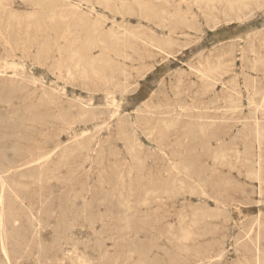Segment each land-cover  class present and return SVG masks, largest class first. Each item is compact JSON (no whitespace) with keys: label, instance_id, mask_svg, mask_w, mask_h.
<instances>
[{"label":"rangeland","instance_id":"obj_1","mask_svg":"<svg viewBox=\"0 0 264 264\" xmlns=\"http://www.w3.org/2000/svg\"><path fill=\"white\" fill-rule=\"evenodd\" d=\"M1 1H2L1 3L4 4L7 3L9 6H13V8L18 13H20V15L23 16L26 15L28 16L29 12H31L30 10L32 6L36 7V5H32V3L38 2L40 3L39 5H37L36 8V10L38 11L36 13L38 19L50 18V16H54L53 14H55V16L57 15L58 19L65 18L63 20L82 18V22H88V24L82 23L79 24L78 29L74 28L75 31L80 32L82 38L86 39L85 37L86 31L89 30L92 31V29L93 30L95 29L94 28L95 23L96 24L98 23L97 26H95L96 28L98 27V30L95 31L97 32L95 33L96 35L98 34V31H100L99 34L104 32H105L104 34H109L108 32L110 30L111 38L110 37L105 38L104 42L108 44L107 45L108 48L103 49L102 54L100 51L101 50L100 47L94 48L93 49L94 51L92 50L93 52L92 54L96 57V59L99 58L97 59L98 61L96 60V70H94L95 72L85 67L84 70L83 66H81L79 67L80 70L75 69L74 71V69L72 68L70 70L71 73L68 74L64 73L62 74V76L59 77L54 73L53 74L49 73V68L47 65L41 64L40 62L34 63L29 60V62H25L24 66L22 67L23 68L25 67L24 70L29 74L30 73L35 74L38 78L43 77L42 81L38 82L39 84L38 83L34 84L30 81H23L21 83L16 81L14 84H10L7 81L8 75L4 76L5 80L0 81V106H1L0 155H2L3 157H5L7 160L10 161L9 165H7V167H5L4 169L0 164V168L4 170L3 175H5L8 183L4 193H2V189L0 187V196L2 195L4 200V205L1 209L4 214L3 215L4 226L3 227L0 226V230L5 231L4 233L6 234L4 243L0 241V264H80V263L115 264V262L116 264L118 263L138 264L137 262H139V264H144V263L145 264H196L197 262H198L197 264H204V263L207 264V262L209 263V261L210 263L212 262L211 264L214 263L238 264L240 262L242 264L243 263L245 264L246 262H248L246 264H251V263L253 264V262L255 264H260V263L264 264L263 262L264 259L262 260L263 256H261L262 258H258L260 257V255L264 254L263 251L264 235H262L264 234V229H263L264 227L263 224L264 223L263 220L264 219V185H263L264 184L263 183L264 182L263 181L264 180V139H263L264 115L262 114L264 113V111L262 112L261 109L256 108L257 106L261 107L262 105L261 102L263 98L261 95L262 92H264V0H253V1L247 0L245 2L244 0H239L238 3H237L238 0H216V1L213 0L217 4L212 1L213 7H209V8L206 7L205 4H203L205 3L204 2L205 0H202V2H200L201 0L200 1L198 0H192V1L191 0H187V1L186 0L185 1L184 0H158V1L137 0L138 2L136 0H132V1L119 0L120 2L118 0L116 1L115 0H100V1L99 0L98 1L97 0H72V1L62 0L63 3L61 2V0H51V1L45 0L46 2L44 0H37V1L27 0V3L25 2L26 0H22V1L1 0ZM104 1L106 2L104 3ZM107 1L111 2L113 5L111 3H108ZM193 1L196 2L197 5L201 3L202 8H199L200 7L199 5L198 6L195 5ZM123 2L125 5L123 4ZM100 4L103 5L100 6ZM232 4L233 7H230ZM72 5H74L73 6L75 7L74 9ZM53 6H55L57 9L55 7L53 8ZM109 7H112L113 9L111 8L112 10H110ZM237 7L241 11L237 10L238 9ZM129 8L130 10L132 9V11H130ZM230 8L236 11L233 13V11ZM91 9L93 10L91 11ZM254 9H257L256 12ZM69 11L70 14L68 13ZM73 11L74 13L75 12L76 13L74 14ZM163 11L164 13H162ZM227 11H230V13H227ZM238 11L239 13H245L247 15V16L245 15V17L243 18L244 20L243 19L240 20L234 19L230 21L224 20L227 17L226 14H230L231 16H233ZM91 12L92 14H90ZM113 13L116 15V17ZM251 14L253 18L251 17ZM99 15H102L103 17ZM211 16L212 17L214 16L213 19L215 20L216 18H219L221 20L218 27L216 28L211 27V23L212 21H214ZM149 19L151 21H149ZM102 24L105 25L103 26ZM142 24L145 27L142 26ZM101 25L104 28L101 27ZM219 28L222 31L226 29L228 30V33L224 34L225 37L226 36H234V37L220 41L221 36L219 35V30H217ZM135 29L138 31V33ZM72 30L73 28H71V31ZM112 31L113 33H111ZM154 31L157 34H155ZM139 32H141L142 34ZM123 33L124 36H122ZM240 33H242L241 36L239 35ZM112 35L113 36L115 35L117 38L120 37L119 41L122 40L123 42L122 41L118 42L117 38L113 37ZM132 36H134L135 38ZM84 39H82L78 43L82 44L84 42ZM147 40L149 42H147ZM143 42H145L146 44H144ZM150 42H153L154 45H152ZM231 43H233L232 44L233 46L231 45ZM158 45L160 48L158 47ZM149 46H151L152 48L150 49ZM114 50L117 53L114 52ZM121 50L124 51V53ZM130 52L133 53L131 54ZM147 53L148 55H145ZM57 55H58L57 57H60L59 53H57ZM114 55L116 56V58ZM115 61L118 62L115 63ZM121 62H123V64ZM255 64L257 66H255ZM126 65H131V66L126 67ZM108 66L111 70L107 69ZM222 66L224 67L222 68ZM217 68H220L221 70ZM114 69H116L115 71L117 72H115ZM208 70L211 71L212 75ZM214 70H215V74L213 72ZM123 71L124 72L126 71V73L128 74H126V76H123L124 75ZM206 72L209 73L210 77L205 76L206 77L205 78L203 76V73ZM6 73H3V75ZM89 75H91L92 78ZM19 78L20 77L18 76L17 79ZM216 78L218 79V81ZM77 79L78 81L76 82ZM208 79H210L212 82ZM121 80H123V82L127 80L128 89L126 90L128 91H125L123 93L116 92L115 94L117 95L114 96L115 99L113 101L111 99L110 101H106L104 96V90L107 88L114 89L113 88L114 84H116L119 81L121 83ZM93 81L96 84H94ZM160 82L163 83L161 84ZM215 82L217 84H215ZM209 83H212L214 85L210 86ZM110 84L113 86H111ZM247 85L249 86L247 87ZM94 88L95 89L97 88V90L92 92L91 90ZM43 90L44 92L51 93L55 97L56 100L54 101V103H49L48 101L49 98L48 96L44 95ZM176 90L178 92H176ZM251 91L253 94L251 93ZM255 91L258 93V95L257 93H255ZM38 100L40 101L38 102ZM252 100L254 102H252ZM33 101L34 104L32 103ZM60 101L62 104L60 103ZM230 101L232 103H236V105L232 104ZM247 101L249 102L247 103ZM82 102L84 103L86 102L85 106L90 110L95 111L96 113L103 112L102 114L100 113L99 116L101 118L102 116L104 117L105 124L104 123L100 124V122L102 121L101 119H98L97 122H99V125H94L97 123L95 121L88 122L86 124L84 122H76L74 123L75 126H73V129L76 128L74 131L72 130V128L70 129L69 127L67 128V124L63 120L60 113L62 111L63 112L68 111V114L71 117L75 118L78 116V112H79V108L77 107V105H81ZM21 104L23 106L25 104L26 105L23 107ZM35 105L37 108L35 107ZM112 105H114L115 107H113ZM125 106L127 107L125 108ZM108 107H110V109ZM165 107L166 108L168 107V109H170V111L172 112L170 113L168 112L169 114L159 113L160 111H164ZM73 108L75 109L74 111L72 110ZM182 110L183 111L185 110V112H187V113L183 112L184 117L181 115ZM195 110L197 111L195 112ZM251 113L253 114V116H250ZM39 114H43L44 116L42 121L37 117ZM168 118L170 119V121L168 120ZM200 121L202 122L200 123ZM164 122L165 124H163ZM177 122L179 124H177ZM117 123H119V126H117L118 125ZM199 123L200 126L204 124L203 126H201L202 128H200V126L199 127L197 126L199 125ZM164 126H166L165 128L167 130L164 128ZM43 127H45L44 128L45 130L43 129ZM196 127L197 129L195 130ZM168 128H170V130H168ZM201 129L203 133L199 132L201 131ZM256 130L257 133L259 132L262 134L258 133L259 134L258 135L256 133ZM116 131H119L120 135L119 132ZM67 133L70 134L68 135ZM102 135H104L106 138ZM147 135H151V136H147ZM133 136L135 137L133 138ZM147 137H149V139ZM188 137H190V139ZM55 139L58 141L55 142L56 141ZM158 140H160L159 143ZM53 142L57 144L55 150L54 147L52 148V151H54L53 153L54 155L46 159V161H44L43 164H41L40 166H35V165L40 163L42 159L35 158L34 160L31 161V164H22V162L19 161L20 158H18L15 155V151L17 149L24 151L29 143H32L34 146L36 145L48 146L53 144ZM127 144L129 145L127 146ZM157 144L162 148V150ZM252 144L254 146H252ZM145 145L148 146L149 148H147ZM138 147H141V152ZM220 147L222 150H220ZM259 147L260 148L262 147L263 149H260ZM103 148L105 149L102 151ZM142 148L144 149L142 150ZM115 149L116 151H114ZM126 152L129 156L126 154ZM215 152L217 153V155ZM219 152L222 155H220ZM154 153L157 155L153 156ZM210 154L211 156H209ZM226 155L227 157L224 158ZM237 155H239L240 157ZM143 156L144 158L147 156V159H144ZM163 157L166 158L164 159ZM238 157L240 159H238ZM104 158L105 160H103ZM212 158L214 159L217 158L219 162ZM154 159L157 161H155ZM220 159H222L221 162ZM223 159L225 162H227V164L223 162ZM246 160L247 161L249 160V162H247ZM139 162H141V164H139ZM234 162L235 163L237 162L236 163L237 166L235 165ZM221 163L224 166L221 165ZM10 164L13 166H11ZM122 164L124 165V168ZM151 164L152 166L155 167L150 166V168H148L149 165ZM9 166L11 167L9 168ZM129 166L132 167L133 169L130 168ZM195 166H199V167H195ZM245 167L246 168L248 167L247 171ZM129 168L131 170H129ZM187 168L191 172L188 171ZM163 169H165V171ZM181 169H183L184 171ZM252 169L253 170L256 169V170L253 171ZM111 170H113L114 172ZM186 170L188 174H186ZM257 170H259V173ZM255 171L258 174H255L256 173ZM128 173L129 174L131 173L132 177H130ZM160 173L161 175H159ZM211 173H215V175ZM252 173H254V175ZM123 174L127 179L124 176L122 177ZM138 174L139 176H137ZM167 175H169V178H167L168 177ZM178 175L180 177H178ZM251 175H253L252 178ZM20 176L21 179H19ZM193 176L196 178V180ZM259 176L262 178H260ZM90 177L92 178L90 179ZM119 178H121L120 179L121 181L119 180ZM48 179L50 182L48 181ZM135 180L137 181V183ZM150 180H151V185L149 186ZM257 180L260 181L258 182ZM118 181L120 183H118ZM162 181L164 182L162 183ZM226 181L227 182L229 181L230 183L228 182L229 183L228 184ZM121 182H123L124 185ZM175 182L179 183L178 187H177L178 183L176 184ZM182 182L185 186H183ZM173 183L176 185L175 187H172L174 186ZM202 183H207V184H202ZM222 183H225L223 185H225L226 188L225 186L223 188ZM140 184L142 186H140ZM17 185L20 186L17 187ZM139 186L140 189H138ZM147 186L149 188H147ZM165 186H167L169 191L168 189L165 188ZM180 186L183 189L179 188ZM219 186H221V190ZM127 187L129 192L127 190ZM171 187L174 188L175 191L172 190ZM213 187H215V190ZM122 188H124L123 190L126 191L125 193L122 191ZM190 188H192V190ZM81 189L82 192L80 191ZM170 189L172 190V192L170 191ZM199 189L201 190L199 191ZM158 190L159 191L162 190V192L160 193ZM233 190H235L237 193L234 192ZM147 191L148 193L151 191V193L148 194ZM118 192H122V194ZM152 192L154 194L159 193L158 194L159 196L156 195L155 197V195H152L153 194ZM163 192L164 193L168 192L167 194H165V196L167 195L166 197L168 198L164 197V195H162L163 198H161L162 197L161 194ZM145 193H147L149 197ZM181 193L183 194L181 195ZM203 193L205 195H202ZM175 195L176 197H174ZM232 195H234L235 197ZM141 200H143L145 205L140 206V204L143 203ZM181 201L183 202V205ZM146 202H148V204ZM129 203L130 205H128ZM121 204H122V208H120L119 206ZM123 206L125 207V209ZM135 207L138 209H136ZM203 207H205L206 209ZM129 208L130 210H128ZM212 210H214L215 212L214 211L212 212ZM230 211H232L233 213ZM32 213H34V215L38 217L41 222V225L36 226L35 228L31 223ZM198 213L199 214L202 213L203 215L204 213L205 214L207 213L208 215L206 214L205 216H203V218H200L202 216H200ZM216 213L218 214L216 215ZM231 213L233 215H231ZM119 214L121 216H119ZM193 214H195V216L197 214V216L194 217ZM261 215L263 216L261 217ZM146 216L147 218L151 216L152 219L149 218V220H147ZM164 216L166 218L168 217L170 218H168L167 220ZM209 216L211 217L214 216V217L213 219L210 217L212 219L211 220L208 218ZM223 216H225L226 219L225 217L223 218ZM215 217H217L218 219L217 218L215 219ZM159 218L164 220H160ZM196 218L197 220H199V222L196 220ZM127 219L129 221H126ZM187 219H189L188 222L185 221ZM180 220L183 221L182 222L183 225ZM193 221L195 223H193ZM169 223L170 226H168ZM186 223H189L190 225H187ZM192 223L193 225H191ZM257 223H260L258 224L259 226L257 225ZM180 224L182 225V227L180 226ZM213 225L216 226V228L218 227L217 231L216 228L215 229L213 228L214 227ZM124 227L126 229H123ZM140 227H142L140 229L142 231L145 229L143 231L144 233H142V231L136 233L139 231ZM248 228L249 230H251L250 231L251 233L247 231ZM166 229H168L167 235H165L166 234L165 232H167ZM184 229L188 231L189 238L183 240L182 238L183 234L181 233L186 232L184 231ZM225 229L226 230L229 229V230L226 231ZM120 230H122L123 232L120 233ZM124 230L127 231L129 230V231L128 232L126 231L127 232L126 233L124 232ZM169 230L170 231L172 230V232L169 233ZM213 230L214 232H212ZM246 232H247V236L245 235ZM255 232L257 233V235H255ZM105 236L107 237L105 238ZM166 236H171V237L167 238ZM204 236L207 237L205 238ZM154 238L155 240H153ZM254 238L257 239L255 240ZM192 239L193 242H191ZM211 239L214 241H212ZM238 239L241 242H238L239 241ZM209 241L210 244L211 241L212 244H214L215 242L218 248L217 246H215V244L211 245L210 247L209 246L210 244H208ZM221 241L225 245H223ZM169 242L171 244L173 243V245L176 246V249H174L175 246H172ZM198 242L201 244H199ZM177 243L184 247V248L182 247V250L180 252H179L180 248H178ZM182 243L183 244L186 243L189 246L191 245L189 243H192V245L189 248L187 245L184 244L185 245L184 246ZM198 244L200 245V247L202 246L204 249L202 247L200 248ZM166 245H168L169 247ZM220 245H222L223 247L221 246V248H219ZM257 245H261V247L260 246L256 247ZM161 246L163 249L161 248ZM207 246L209 253L210 250H212L211 252L212 255L211 253L209 254L208 251L206 252ZM244 246L248 250H245ZM250 246L253 247L250 248ZM212 247L214 248L212 249ZM168 248H170L171 251H168L170 250ZM194 248L197 250L201 249V251L200 252L196 251ZM146 249L149 251H146ZM162 250H164L165 253ZM158 251L160 254L158 253ZM160 251H162L163 253ZM191 251L192 253H190ZM221 251L222 253L224 251L225 253L223 254L225 255L219 253ZM261 251L263 252L260 253ZM148 252L149 254H147ZM187 252L189 253L186 254ZM216 252L219 253L220 255L217 254ZM247 252L248 253L250 252L249 254L251 257L249 256V254H245ZM254 253L258 254V256L255 255ZM193 254H194V258H192ZM195 254L196 257L198 258L201 257V256L200 257L197 256L199 254L200 255L205 254V255L203 256L204 258L202 259L201 257L200 260L198 258H195ZM142 256L144 257L145 260L142 259ZM145 256L146 257L148 256L149 260H147ZM136 257L137 260H135ZM116 258L117 260H115ZM212 260L215 262H213ZM237 261L239 262L237 263Z\"/></svg>","mask_w":264,"mask_h":264},{"label":"bare ground","instance_id":"obj_2","mask_svg":"<svg viewBox=\"0 0 264 264\" xmlns=\"http://www.w3.org/2000/svg\"><path fill=\"white\" fill-rule=\"evenodd\" d=\"M4 1H6V0H4ZM22 1V0H21ZM35 1H37V0H35ZM45 1V0H44ZM48 1V0H47ZM51 1V0H50ZM72 1V0H71ZM98 1V0H97ZM100 1V0H99ZM116 1V0H115ZM119 1V0H118ZM132 1V0H131ZM137 1V0H136ZM153 1H155V0H153ZM156 1H158V0H156ZM185 1V0H184ZM187 1V0H186ZM192 1V0H191ZM198 1H200V0H198ZM212 1L213 0H205L204 2L205 3H203V4H205L206 5V7H213V3H212ZM216 1V0H215ZM215 1H213V2H215ZM245 1H247V0H244V2ZM253 1V0H252ZM2 1L0 0V81L2 80H5L4 79V76H6V75H8V82L10 83V84H14L16 81L17 82H23V81H30V82H32V83H34V84H37L38 82H41L42 81V78L40 77V78H38L35 74H32V73H27L25 70H24V68L22 67V66H24V64H25V62H29V60L30 61H32V62H40L41 64H45V65H47L48 66V68H49V73H51V74H55V75H57V76H62V74H68V73H71L70 72V70L73 68L74 69V71H75V69H79V67H81V66H83V68L85 67V68H88V69H90L91 71L93 70H96V60L97 59H99V58H97L96 59V57L92 54L93 52H92V50L94 49V48H97V47H100L101 48V54H102V50L103 49H107L108 48V44L106 43V42H104V40H105V38L106 37H110L111 38V36H110V30H109V34H104V33H101V34H99V32L100 31H98V34L96 35L95 33H97V32H95L96 30H98V27L96 28L95 26H97V24L95 23V25H94V30L92 29V31H86V33H85V37H86V39H84V38H82L81 37V35H80V32H77V31H75L74 30V28H76V29H78V27H79V24H88V22H82V18H73L72 20H63V19H65V18H63V19H58L57 18V15L55 16V14H53L54 16H50V18H46V19H38V17L36 16L37 14V10H36V8H37V5H39L40 3H38V2H34V3H32V5H36V7L35 6H32V8H31V12H29V14H28V16L26 15V16H23V15H20V13H18L14 8H13V6H9L7 3L6 4H4V3H1ZM13 2V1H12ZM11 2V3H12ZM26 3H27V0L25 1ZM29 2V1H28ZM46 2V1H45ZM45 2H44V4H45ZM61 2H62V0H61ZM76 2V1H75ZM78 2H80V1H78ZM89 2V1H88ZM106 1H104V3H105ZM108 2V1H107ZM113 2V1H112ZM120 2V1H119ZM134 2V1H133ZM138 2V1H137ZM194 2V1H193ZM200 2H202V0L200 1ZM223 2V1H222ZM239 2V0L237 1V3ZM243 2V1H242ZM63 3V2H62ZM61 3V4H62ZM67 3V2H66ZM86 3V2H85ZM91 3V2H90ZM93 3V2H92ZM108 3H111V2H108ZM114 3V2H113ZM122 3V2H121ZM140 3V2H139ZM216 3V2H215ZM214 3V4H215ZM236 3V2H235ZM251 3V2H250ZM19 4V3H18ZM25 4V3H24ZM43 4V3H42ZM57 4H59V3H57ZM107 4V3H106ZM112 4V3H111ZM117 4V3H116ZM123 4H124V2H123ZM130 4V3H129ZM135 4V3H134ZM194 4L195 5H197L196 4V2H194ZM217 4V3H216ZM225 4V3H224ZM14 5H16V4H14ZM55 5V4H54ZM71 5V4H70ZM82 5V4H81ZM96 5V4H95ZM101 5H103V4H100V6ZM105 5V4H104ZM113 5V4H112ZM125 5V4H124ZM136 5V4H135ZM200 7L199 8H202V6H201V3H199L198 4ZM197 5V6H198ZM243 5V4H242ZM22 6H23V4H22ZM27 6V5H26ZM44 6V5H43ZM74 5H72V7H73ZM79 6V5H78ZM93 6V5H92ZM117 6V5H116ZM143 6V5H142ZM225 6V5H224ZM228 6V5H227ZM245 6V5H244ZM31 7V6H30ZM39 7V6H38ZM50 7V6H49ZM55 6H53V8H54ZM70 7V6H69ZM86 7V6H85ZM95 7V6H94ZM122 7V6H121ZM126 7V6H125ZM141 7V6H140ZM217 7V6H216ZM230 7H233V4L230 6ZM242 7V6H241ZM246 7V6H245ZM244 7V8H245ZM248 7V6H247ZM249 7H250V5H249ZM56 8V7H55ZM75 7H73V9H74ZM76 8H78V7H76ZM104 8H105V6H104ZM110 8V10H112L113 8L112 7H109ZM109 8H107V9H109ZM112 8V9H111ZM128 8V7H127ZM143 8V7H142ZM197 8V7H196ZM238 8V7H237ZM262 8V7H261ZM52 9V8H51ZM57 9V8H56ZM56 9H55V12H56ZM66 9V8H65ZM81 9H83V8H81ZM88 9H90V8H88ZM115 9V8H114ZM121 9V8H120ZM119 9V10H120ZM228 9V8H227ZM231 10H232V8H230ZM246 9V8H245ZM85 10V9H84ZM93 9H91V11H92ZM96 10V9H95ZM123 10H124V8H123ZM129 10H130V8H129ZM144 10V9H143ZM151 10V9H150ZM229 10V9H228ZM237 10H239V8L237 9ZM242 10H243V8H242ZM255 10V12H256V10L257 9H254ZM59 11V10H58ZM77 11V10H76ZM83 11V10H82ZM121 11V10H120ZM125 11H126V9H125ZM128 11V10H127ZM130 11H132V9L130 10ZM134 11V10H133ZM136 11V10H135ZM233 11V13L236 11H234V9L232 10ZM239 11H241V10H239ZM239 11L238 12H236L233 16H231L230 14H226L227 15V17L224 19L225 21H230V20H240V19H243L244 17H245V13H239ZM247 11V10H246ZM249 11V10H248ZM259 11V10H258ZM42 12V11H41ZM78 12V11H77ZM137 12V11H136ZM153 12V11H152ZM200 12V11H199ZM250 12V11H249ZM32 13H35V14H32ZM54 13V12H53ZM69 14H70V11L68 12ZM73 13H74V11H73ZM76 13V12H75ZM74 13V14H75ZM82 13V12H81ZM80 13V14H81ZM85 13V12H84ZM115 13V12H114ZM113 13V14H114ZM121 13H123V12H121ZM120 13V14H121ZM146 13V12H145ZM162 13H164V11L162 12ZM202 13V12H201ZM208 13V12H207ZM227 13H230V11H227ZM41 14V13H40ZM90 14H92V12L90 13ZM116 14V13H115ZM114 14V15H115ZM119 14V15H120ZM142 14V13H141ZM204 14V13H203ZM68 15V14H67ZM72 15V14H71ZM124 15V14H123ZM122 15V16H123ZM143 15V14H142ZM165 15V14H164ZM163 15V16H164ZM201 15V14H200ZM255 15V14H254ZM75 16V15H74ZM78 16H79V14H78ZM99 16H102V15H99ZM105 16V15H104ZM176 16V15H175ZM180 16V15H179ZM206 16H208V15H206ZM247 16V15H246ZM250 16V15H249ZM40 17H42V16H40ZM76 17V16H75ZM92 17H93V15H92ZM103 17V16H102ZM102 17H101V19H102ZM115 17H116V15H115ZM140 17V16H139ZM143 17V16H142ZM148 17V16H147ZM184 17V16H183ZM210 17V16H209ZM212 17V16H211ZM214 17V16H213ZM213 17H212V19H213ZM251 17H252V14H251ZM84 18H85V16H84ZM98 18V17H97ZM151 18V17H150ZM154 18V17H153ZM165 18V17H164ZM182 18V17H181ZM253 18V17H252ZM251 18V19H252ZM90 19H92V18H90ZM105 19H107V18H105ZM143 19V18H142ZM145 19V18H144ZM157 19V18H156ZM169 19V18H168ZM206 19V18H205ZM95 20H96V18H95ZM104 20V19H103ZM114 20V19H113ZM116 20V19H115ZM146 20V19H145ZM163 20V19H162ZM170 20V19H169ZM184 20H185V18H184ZM214 21H212V23H211V27H218L219 26V23L221 22V20L219 19V18H216V20L215 19H213ZM244 20V19H243ZM249 20H250V18H249ZM149 21H151L150 19H149ZM164 21V20H163ZM182 21V20H181ZM95 22H98V21H95ZM115 22V21H114ZM113 22V23H114ZM126 22V21H125ZM152 22H154V21H152ZM127 23V22H126ZM150 23V22H149ZM174 23V22H173ZM177 23V22H176ZM244 23V22H243ZM165 24H166V22H165ZM170 24V23H169ZM193 24V23H192ZM103 25V24H102ZM101 25V27H103ZM140 25V24H139ZM163 25V24H162ZM179 25V24H178ZM195 25V24H194ZM83 26V25H82ZM85 26V25H84ZM87 26H89V25H87ZM118 26H119V24H118ZM131 26V25H130ZM141 26V25H140ZM142 26H144L143 24H142ZM155 26V25H154ZM160 26V25H159ZM168 26V25H167ZM200 26V25H199ZM92 27H93V25H92ZM100 27V28H101ZM113 27H114V24H113ZM113 27H112V30H113ZM132 27V26H131ZM145 27V26H144ZM161 27H163V26H161ZM193 27H195V26H193ZM253 27V26H252ZM71 28H73V30L71 31ZM99 28V29H100ZM104 28V27H103ZM118 28V27H117ZM125 28V27H124ZM170 28H172V27H170ZM200 28V27H199ZM102 29V28H101ZM106 29V28H105ZM108 29V28H107ZM114 29H116V28H114ZM119 29V28H118ZM130 29V28H129ZM146 29V28H145ZM150 29H151V27H150ZM161 29V28H160ZM87 30H88V28H87ZM121 30V29H120ZM120 30H119V32H120ZM136 30V29H135ZM165 30V29H164ZM171 30H173V29H171ZM217 30H219V35L221 36V39H220V41H222V40H226V39H229V38H231V37H234V36H224V34H227L228 33V30L226 29V30H221L220 28L219 29H217ZM105 31V30H104ZM137 31V30H136ZM148 31V30H147ZM170 31V30H169ZM201 31V30H200ZM258 31V30H257ZM118 32V31H117ZM144 32V31H143ZM259 32V31H258ZM111 33H113V31L111 32ZM129 33H131V32H129ZM128 33V34H129ZM134 33V32H133ZM132 33V34H133ZM137 33H138V31H137ZM139 33H141V32H139ZM154 33H155V31H154ZM198 33H199V31H198ZM202 33V32H201ZM117 34V33H116ZM126 34V33H125ZM127 34V35H128ZM142 34V33H141ZM145 34V33H144ZM151 34V33H150ZM155 34H157V33H155ZM155 34H152V35H155ZM249 34V33H248ZM107 35H109V36H107ZM126 35V36H127ZM130 35V34H129ZM128 35V36H129ZM140 35V34H139ZM139 35H138V37H139ZM158 35H160V34H158ZM203 35V34H202ZM240 36L242 35V33H240L239 34ZM113 36V35H112ZM117 36H119V35H117ZM121 36V35H120ZM122 36H124V33L122 34ZM142 36V35H141ZM151 36V35H150ZM166 36V35H165ZM84 37V36H83ZM113 37H116L115 35L113 36ZM132 37H134V36H132ZM136 37H137V35H136ZM154 37V36H153ZM117 38V37H116ZM120 38V37H119ZM119 38H117V41L118 42H120V41H122V40H120L119 41ZM135 38V37H134ZM140 38H142V37H140ZM144 38H145V36H144ZM143 38V39H144ZM161 38V37H160ZM164 38V37H163ZM171 38V37H170ZM82 39H84V42L82 43V44H79L78 42H80ZM91 39V40H90ZM113 39H115V38H113ZM147 39V38H146ZM149 39H150V37H149ZM178 40V39H177ZM180 40V39H179ZM129 41V40H128ZM131 41V40H130ZM140 41V40H139ZM123 42V41H122ZM125 42H127V41H125ZM132 42H134V41H132ZM147 42H149L148 40H147ZM178 42V41H177ZM102 43V44H101ZM117 43V42H116ZM136 43H138V42H136ZM144 44H146L145 42H143ZM152 45H154V43L153 42H150ZM113 44V43H112ZM163 44V43H162ZM170 44V43H169ZM233 43H231V45H232ZM114 45H117V44H114ZM142 45V44H141ZM156 45V44H155ZM160 45V44H159ZM159 45H158V47H159ZM168 45V44H167ZM118 46H119V44H118ZM129 46V45H128ZM144 46V45H143ZM157 46V45H156ZM212 46H214V45H212ZM233 46V45H232ZM116 47V46H115ZM121 47V46H120ZM131 47V46H130ZM129 47V48H130ZM150 47V49L152 48L151 46H149ZM122 48H124V47H122ZM145 48H146V46H145ZM160 48V47H159ZM204 48V47H203ZM207 48H209V47H207ZM110 49V48H109ZM118 49V48H117ZM149 49V50H150ZM163 49V48H162ZM179 49V48H178ZM112 50V49H111ZM120 50V49H119ZM125 50V49H124ZM131 50V49H130ZM164 50V49H163ZM204 50V49H203ZM94 51V50H93ZM122 51V50H121ZM132 51V50H131ZM162 51V50H161ZM165 51V50H164ZM163 51V52H164ZM172 51V50H171ZM174 51H175V49H174ZM106 52V51H105ZM107 52H108V50H107ZM114 52H116L115 50H114ZM113 52V53H114ZM123 53H124V51H122ZM128 52V51H127ZM154 52V51H153ZM57 53H59V55H60V57H57L58 55H57ZM98 53V52H97ZM100 53V52H99ZM117 53V52H116ZM115 53V54H116ZM131 54L133 53V52H130ZM138 53V52H137ZM100 54V55H101ZM150 54V53H149ZM107 55V54H106ZM124 55V54H123ZM145 55H148V53L147 54H145ZM154 55V54H153ZM152 55V56H153ZM159 55V54H158ZM108 56V55H107ZM115 56V55H114ZM160 56V55H159ZM106 57V56H105ZM109 57V56H108ZM103 58V57H102ZM115 58H116V56H115ZM124 58V57H123ZM148 58H149V56H148ZM256 58V57H255ZM126 59V58H125ZM124 59V60H125ZM143 59V58H142ZM145 59V58H144ZM182 59V58H181ZM115 60V59H114ZM123 60V61H124ZM127 60H129V59H127ZM98 61V60H97ZM100 61V60H99ZM104 61V60H103ZM141 61V60H140ZM144 61V60H143ZM142 61V62H143ZM118 62V61H117ZM116 61H115V63H117ZM252 62H253V60H252ZM102 63V62H101ZM109 63V62H108ZM122 64H123V62H121ZM131 63V62H130ZM261 63V62H260ZM135 64V63H134ZM139 64V63H138ZM108 65V64H107ZM132 65V64H131ZM131 65H126V67L127 66H131ZM207 65V64H206ZM260 65V64H259ZM100 66H101V64H100ZM123 66H125V65H123ZM135 66V65H134ZM255 66H257L256 64H255ZM22 67V68H21ZM28 67V66H27ZM224 66H222V68H223ZM260 67V66H259ZM85 68H84V70H85ZM114 68V67H113ZM112 68V69H113ZM87 69V70H88ZM106 69V68H105ZM107 69H110L109 68V66H108V68ZM118 69V68H117ZM197 69V68H196ZM217 69H220V68H217ZM254 69V68H253ZM80 70V69H79ZM111 70V69H110ZM116 69H114V71H115ZM127 70V69H126ZM221 70V69H220ZM226 70V69H225ZM255 70V69H254ZM6 71H7V73H6ZM83 71V70H82ZM119 71V70H118ZM129 71V70H128ZM209 71V70H208ZM216 71H218V70H216ZM223 71V70H222ZM95 72V71H94ZM115 72H117V71H115ZM130 72V71H129ZM195 72V71H194ZM210 72V74H211V71H209ZM214 72V74H215V70L213 71ZM3 73H6V74H4L3 75ZM79 73V72H78ZM84 73V72H83ZM89 73V72H88ZM91 73H93V72H91ZM99 73V72H98ZM192 73V72H191ZM227 73V72H226ZM76 74V73H75ZM81 74V73H80ZM90 74V73H89ZM122 74V73H121ZM123 76H126V74H128V73H126V71L124 72L123 71ZM132 74V73H131ZM195 74H197V73H195ZM217 74V73H216ZM86 75V74H85ZM192 75V74H191ZM198 75H199V73H198ZM202 75V74H201ZM212 75V74H211ZM18 76L20 77L19 79H17L18 78ZM74 76V75H73ZM81 76V75H80ZM89 76H91V75H89ZM95 76V75H94ZM203 76L205 77H210V75H209V73L208 72H206V73H203ZM217 76V75H216ZM221 76V75H220ZM82 77H83V75H82ZM85 77V76H84ZM205 77V78H206ZM91 78H92V76H91ZM96 78V77H95ZM188 78V77H187ZM223 78V77H222ZM64 79V78H63ZM130 79V78H129ZM158 79V78H157ZM156 79V80H157ZM178 79V78H177ZM198 79V78H197ZM202 79H203V77H202ZM217 79V78H216ZM93 80V79H92ZM100 80V79H99ZM208 80H210V79H208ZM207 80V81H208ZM78 81V79L76 80V82ZM95 81V80H94ZM94 81H93V83H94ZM104 81V80H103ZM211 81V80H210ZM217 81H218V79H217ZM216 81V82H217ZM7 82V83H8ZM96 82V81H95ZM202 82V81H201ZM212 82V81H211ZM215 82V84H217ZM255 82V81H254ZM92 83V84H93ZM161 84L163 83V82H160ZM203 83H204V81H203ZM221 83V82H220ZM223 83V82H222ZM247 83V82H246ZM39 84V83H38ZM78 84V83H77ZM81 84V83H80ZM91 84V85H92ZM94 84H96V83H94ZM108 84V83H107ZM174 84V83H173ZM176 84V83H175ZM206 84V83H205ZM210 84V86H213L214 84H212V83H209ZM233 84V83H232ZM30 85V84H29ZM42 85V84H41ZM40 85V86H41ZM111 85V84H110ZM179 85V84H178ZM234 85V84H233ZM254 85H255V83H254ZM260 85V84H259ZM9 86V85H8ZM32 86V85H31ZM37 86V85H36ZM63 86V85H62ZM81 86V85H80ZM96 86V85H95ZM111 86H113V85H111ZM130 86V85H129ZM165 86V85H164ZM210 86H209V88H210ZM236 86V85H235ZM249 85H247V87H248ZM250 86H251V84H250ZM10 87V86H9ZM44 87V86H43ZM42 87V88H43ZM78 87H79V85H78ZM37 88V87H36ZM63 88V87H62ZM99 88V87H98ZM114 89H109V88H107V89H103L104 90V96H105V99H106V101H110V99L113 101L115 98H114V96H116L117 94H115L116 92H120V93H123V92H125V91H128V90H126V89H128L127 88V80L126 81H124L123 82V80H121V83H120V81L119 82H117L116 84H114V87H113ZM130 88V87H129ZM206 88H208V87H206ZM41 89V88H40ZM44 89V88H43ZM101 89H102V87H101ZM211 89H212V87H211ZM213 89H215V88H213ZM60 90H61V88H60ZM97 90V88L95 89H92L91 91L92 92H94V91H96ZM99 91V90H98ZM158 91V90H157ZM171 91V90H170ZM201 91V90H200ZM208 91V90H207ZM258 91V90H257ZM29 92V91H28ZM33 92H36V91H33ZM63 92V91H62ZM176 92H178L177 90H176ZM209 92V91H208ZM26 93H27V91H26ZM43 93H44V95H46V96H48V98H49V103H54V101L56 100L55 99V97L51 94V93H48V92H44V90H43ZM207 93V92H206ZM251 93H252V91H251ZM255 93H257L256 91H255ZM260 93V92H259ZM24 94V93H23ZM37 94V93H36ZM190 94V93H189ZM194 94V93H193ZM248 94V93H247ZM253 94V93H252ZM38 95V94H37ZM36 95V96H37ZM124 95V94H123ZM161 95H162V93H161ZM257 95H258V93H257ZM23 96V95H22ZM25 96V95H24ZM34 96V95H33ZM32 96V97H33ZM174 96V95H173ZM185 96H187V95H185ZM226 96V95H225ZM232 96V95H231ZM237 96V95H236ZM254 96V95H253ZM263 98H262V105H261V107H256V108H259V109H261V111L263 112L264 111V92H262V95H261ZM2 97V96H1ZM76 97V96H75ZM125 97V96H124ZM193 97V96H192ZM195 97V96H194ZM229 97V96H228ZM242 97V96H241ZM37 98V97H36ZM116 98H119V97H116ZM206 98V97H205ZM238 98V97H237ZM252 98V97H251ZM32 99V98H31ZM41 99V98H40ZM44 99H45V97H44ZM66 99H67V97H66ZM125 99V98H124ZM129 99V98H128ZM228 99V98H227ZM254 99V98H253ZM256 99V98H255ZM34 100H35V98H34ZM65 100V99H64ZM77 100V99H76ZM171 100V99H170ZM176 100V99H175ZM201 100V99H200ZM203 100V99H202ZM205 100V99H204ZM214 100V99H213ZM219 100V99H218ZM27 101V100H26ZM32 101V100H31ZM40 100H38V102H39ZM74 101V100H73ZM91 101V100H90ZM117 101V100H116ZM130 101V100H129ZM172 101V100H171ZM234 101V100H233ZM256 101V100H255ZM36 102V101H35ZM77 102V101H76ZM86 102H88V101H86ZM85 102V103H86ZM224 102V101H223ZM231 102V101H230ZM249 101H247V103H248ZM252 102H254L253 100H252ZM31 103V102H30ZM33 104H34V101L32 102ZM43 103V102H42ZM60 103H61V101H60ZM84 102H82V104L81 105H77V107L79 108V112H78V116L77 117H71L69 114H68V111L67 112H61L60 113V115L62 116V118H63V120L66 122V124H67V128L69 127V129L70 128H72V130L74 131L75 129H73V126H75V124L74 123H76V122H84L85 124L86 123H88V122H97V120L98 119H101V121L102 122H100V124H102V123H104L105 122V120H104V117L102 116V118L99 116L100 115V113L102 114L103 112H100V113H96L95 111H92V110H90L89 108H87L85 105ZM108 103V102H107ZM164 103V102H163ZM191 103V102H190ZM193 103V102H192ZM219 103V102H218ZM217 103V104H218ZM227 103V102H226ZM232 103V102H231ZM230 103V104H231ZM245 103V102H244ZM23 104V103H22ZM21 104V105H22ZM62 104V103H61ZM60 104V105H61ZM176 104V103H175ZM189 104V103H188ZM188 104H186V105H188ZM197 104V103H196ZM220 104V103H219ZM232 104H235L236 105V103H232ZM254 104V103H253ZM26 105V104H25ZM24 105V106H25ZM74 105V104H73ZM124 105V104H123ZM152 105H153V103H152ZM164 105V104H163ZM166 105V104H165ZM178 105V104H177ZM235 105H233V106H235ZM13 106V105H12ZM14 106H15V104H14ZM23 106V105H22ZM23 106V107H24ZM92 106V105H91ZM113 107H115L114 105H112ZM111 106V107H112ZM140 106V105H139ZM138 106V107H139ZM160 106V105H159ZM170 106V105H169ZM191 106H192V104H191ZM202 106V105H201ZM215 106V105H214ZM222 106V105H221ZM5 107H7V106H5ZM35 107H36V105H35ZM127 106H125V108H126ZM137 107V108H138ZM194 107V106H193ZM197 107V106H196ZM212 107V106H211ZM223 107V106H222ZM245 107V106H244ZM251 107V106H250ZM0 108H1V106H0ZM33 108V107H32ZM37 108V107H36ZM57 108H59V107H57ZM64 108V107H63ZM96 108V107H95ZM103 108V107H102ZM109 109H110V107H108ZM145 108V107H144ZM147 108H149V107H147ZM174 108V107H173ZM52 109V108H51ZM93 109V108H92ZM177 109V108H176ZM181 109V108H180ZM250 109V108H249ZM34 110V109H33ZM48 110V109H47ZM49 110H50V108H49ZM60 110H62V109H60ZM73 111L75 110L74 108L72 109ZM113 110V109H112ZM122 110V109H121ZM151 110V109H150ZM163 110V109H162ZM178 110V109H177ZM230 110V109H229ZM257 110V109H256ZM26 111V110H25ZM136 111H137V109H136ZM155 111V110H154ZM197 110H195V112H196ZM211 111V110H210ZM209 111V112H210ZM225 111V110H224ZM234 111V110H233ZM237 111V110H236ZM235 111V112H236ZM254 111V110H253ZM151 112V111H150ZM149 112V113H150ZM170 113V112H172V111H170V109H168V107L166 108L165 107V110L164 111H160L159 113ZM174 112H175V110H174ZM183 112H185V110L183 111L182 110V116L184 117V115H183ZM191 112V111H190ZM202 112V111H201ZM203 112H204V110H203ZM206 112V111H205ZM223 112V111H222ZM238 112V111H237ZM249 112V111H248ZM120 113H121V111H120ZM168 113V114H169ZM185 113H187V112H185ZM259 113V112H258ZM25 114V113H24ZM145 114V113H144ZM252 114V113H251ZM250 114V116H253V114L251 115ZM263 115H264V113H262ZM73 115V114H72ZM132 115V114H131ZM157 115V114H156ZM159 115V114H158ZM260 115V114H259ZM34 116V115H33ZM164 116V115H163ZM170 116V115H169ZM172 116V115H171ZM235 116V115H234ZM41 121L43 120V114H39L38 116H37ZM47 117V116H46ZM58 117V116H57ZM108 117V116H107ZM120 117V116H119ZM139 117H142V116H139ZM146 117H147V115H146ZM153 117V116H152ZM158 117V116H157ZM165 117V116H164ZM167 117H168V115H167ZM188 117V116H187ZM202 117V116H201ZM200 117V118H201ZM248 117V116H247ZM149 118V117H148ZM155 118V117H154ZM163 118V117H162ZM170 118V117H169ZM168 118V120L170 121V119ZM232 118V117H231ZM49 119H50V116H49ZM110 119V118H109ZM140 119V118H139ZM167 119V118H166ZM180 119V118H179ZM185 119V118H184ZM19 120H20V118H19ZM21 120H23V119H21ZM33 120V119H32ZM31 120V121H32ZM38 120V119H37ZM117 120V119H116ZM183 120V119H182ZM35 121V120H34ZM130 121V120H129ZM148 121H150V120H148ZM174 121V120H173ZM196 121V120H195ZM199 121V120H198ZM252 121V120H251ZM118 122V121H117ZM166 122V121H165ZM165 122L163 123V124H165ZM179 122V121H178ZM177 122V124H179ZM197 122V121H196ZM202 121H200V123H201ZM250 122V121H249ZM44 123V122H43ZM139 123V122H138ZM182 123H184V122H182ZM200 123H199V125H197L198 127L200 126ZM216 123V122H215ZM252 123V122H251ZM105 124V123H104ZM115 124V123H114ZM118 125L117 126H119V123H117ZM148 124V123H147ZM162 124V125H163ZM173 124V123H172ZM24 125V124H23ZM94 125H99V122H97L96 124H94ZM138 125V124H137ZM166 125H168V124H166ZM191 125V124H190ZM190 125H188V126H190ZM193 125V124H192ZM204 125V124H203ZM203 125H201V126H203ZM210 125H211V123H210ZM216 125V124H215ZM214 125V126H215ZM251 125H253V124H251ZM20 126H22V125H20ZM32 126V125H31ZM35 126V125H34ZM36 126H38V125H36ZM148 126V125H147ZM168 126H170V125H168ZM200 126V128H202ZM62 127V126H61ZM65 127V126H64ZM78 127V126H77ZM102 127V126H101ZM132 127H133V124H132ZM166 126H164V128H165ZM208 127H210V126H208ZM257 127V126H256ZM27 128V127H26ZM45 127H43V129H44ZM199 128V129H200ZM258 128V127H257ZM256 128V129H257ZM80 129H82V128H80ZM101 129H103V128H101ZM116 129V128H115ZM141 129V128H140ZM166 129V128H165ZM187 129V128H186ZM192 129H193V127H192ZM197 129V127L195 128V130ZM255 129V128H254ZM259 129H260V127H259ZM45 130V129H44ZM118 130V129H117ZM135 130V129H134ZM167 130V129H166ZM168 130H170V128H168ZM182 130H185V129H182ZM258 130V129H257ZM257 130H256V133H257ZM72 131V132H73ZM98 131V130H97ZM103 131V130H102ZM107 131V130H106ZM159 131H160V129H159ZM176 131V130H175ZM254 131V130H253ZM263 131V130H262ZM77 132V131H76ZM110 132V131H109ZM116 132H119V131H116ZM164 132V131H163ZM163 132H161V133H163ZM174 132V131H173ZM199 132H202V129H201V131H199ZM244 132V131H243ZM264 132V131H263ZM81 133V132H80ZM168 133V132H167ZM203 133V132H202ZM217 133V132H216ZM255 133V134H256ZM259 133V132H258ZM257 133V134H258ZM68 134V133H67ZM70 134V133H69ZM68 134V135H69ZM102 134H104V133H102ZM173 134V133H172ZM205 134V133H204ZM259 134H262V133H259ZM258 134V135H259ZM76 135H77V133H76ZM84 135V134H83ZM119 135H120V132H119ZM134 135V134H133ZM182 135V134H181ZM196 135V134H195ZM102 136H104V135H102ZM117 136H118V134H117ZM147 136H151V135H147ZM184 136V135H183ZM191 136H193V135H191ZM199 136V135H198ZM82 137V136H81ZM98 137V136H97ZM105 137V136H104ZM135 136H133V138H134ZM159 137H162V136H159ZM158 137V138H159ZM182 137V136H181ZM203 137V136H202ZM258 137V136H257ZM79 138V137H78ZM106 138V137H105ZM120 138V137H119ZM128 138V137H127ZM148 139H149V137H147ZM163 138H165V137H163ZM183 138V137H182ZM185 138V137H184ZM189 139H190V137H188ZM204 138V137H203ZM241 138V137H240ZM261 138V137H260ZM77 139V138H76ZM104 139V138H103ZM156 139V138H155ZM160 139V138H159ZM252 139V138H251ZM264 139V138H263ZM263 139H261V140H263ZM56 140V139H55ZM83 140V139H82ZM87 140V139H86ZM109 140V139H108ZM135 140V139H134ZM133 140V141H134ZM157 140V139H156ZM167 140V139H166ZM184 140H186V139H184ZM198 140V139H197ZM243 140V139H242ZM257 140V139H256ZM58 140H56L55 142H57ZM76 141V140H75ZM131 141V140H130ZM164 141H165V139H164ZM181 141H182V139H181ZM241 141V140H240ZM55 142H53V144H51V145H48V146H41V145H36V146H34L32 143H29L27 146H26V149L23 151V150H19V149H17L16 151H15V155L18 157V158H20V160L19 161H21L22 162V164H31V161L32 160H34L35 158H38V159H42V161L40 162V163H38L37 165H35V166H40L41 164H43V162L44 161H46V159H48V158H50V157H52V155H54L53 153H54V151H52V148L54 147V150L56 149V147H57V144L55 143ZM160 142V140H158V143ZM187 142V141H186ZM192 142V141H191ZM209 142V141H208ZM59 143V142H58ZM95 143V142H94ZM110 143V142H109ZM157 143V142H156ZM239 143V142H238ZM249 143V142H248ZM260 143H262V142H260ZM101 144V143H100ZM135 144V143H134ZM138 144V143H137ZM164 144V143H163ZM182 144V143H181ZM224 144V143H223ZM242 144V143H241ZM60 145V144H59ZM66 145V144H65ZM116 145V144H115ZM129 144H127V146H128ZM147 145V144H146ZM145 145V146H146ZM158 145V144H157ZM205 145V144H204ZM117 146V145H116ZM124 146V145H123ZM140 146V145H139ZM159 146V145H158ZM252 146H254L253 144H252ZM259 146V145H258ZM64 147V146H63ZM62 147V148H63ZM142 147V146H141ZM141 147H138L139 149H140V152H141ZM147 148H149L148 146H146ZM160 147V146H159ZM79 148H80V146H79ZM99 148V147H98ZM116 148V147H115ZM128 148V147H127ZM132 148V147H131ZM146 148V149H147ZM224 148V147H223ZM260 148V147H259ZM105 148H103L102 149V151L104 150ZM144 148H142V150H143ZM160 149L162 150V148L160 147ZM228 149V148H227ZM235 149H237V148H235ZM260 149H263L262 147L260 148ZM131 150H133V149H131ZM149 150V149H148ZM220 150H222L221 149V147H220ZM219 150V151H220ZM93 151V150H92ZM112 151V150H111ZM114 151H116V149L114 150ZM152 151V150H151ZM218 151V150H217ZM226 151V150H225ZM225 151H224V153H225ZM108 152V151H107ZM106 152V153H107ZM165 152V151H164ZM228 152H229V150H228ZM262 152V151H261ZM71 153H73V152H71ZM91 153V152H90ZM143 153V152H142ZM142 153H141V155H142ZM152 153V152H151ZM156 153V152H155ZM154 153V155L153 156H155V155H157V154H155ZM161 153H162V151H161ZM216 153V152H215ZM222 153H223V151H222ZM254 153V152H253ZM92 154V153H91ZM108 154V153H107ZM126 154H127V152H126ZM219 154L220 155H222L220 152H219ZM240 154V153H239ZM258 154V153H257ZM93 155V154H92ZM91 155V156H92ZM128 155V154H127ZM164 155V154H163ZM216 155H217V153H216ZM215 155V156H216ZM224 155V154H223ZM228 155H230V154H228ZM246 155V154H245ZM248 155V154H247ZM129 156V155H128ZM144 156H145V154H144ZM144 156H143V158H144ZM151 156V155H150ZM150 156H149V158H150ZM209 156H211V154L209 155ZM214 156V157H215ZM219 156V155H218ZM237 156H239V155H237ZM249 156V155H248ZM121 157V156H120ZM227 157V155L224 157V158H226ZM240 157V156H239ZM238 157V159H240ZM66 158V157H65ZM91 158V157H90ZM159 158V157H158ZM164 159L166 158V157H163ZM211 158V157H210ZM218 158V157H217ZM217 158H212V159H214V160H217ZM221 158V157H220ZM244 158H245V156H244ZM257 158V157H256ZM64 159V158H63ZM70 159V158H69ZM85 159V158H84ZM144 159H147V156L144 158ZM230 159V158H229ZM237 159V160H238ZM92 160H93V158H92ZM103 160H105V158L103 159ZM128 160V159H127ZM138 160V159H137ZM151 160V159H150ZM155 160V159H154ZM221 160L222 159H220V162H221ZM255 160H257V159H255ZM259 160V159H258ZM107 161V160H106ZM105 161V162H106ZM111 161V160H110ZM139 161V160H138ZM137 161V162H138ZM155 161H157V160H155ZM218 161V160H217ZM247 161V160H246ZM92 162V161H91ZM104 162V161H103ZM119 162V161H118ZM117 162V163H118ZM122 162V161H121ZM219 162V161H218ZM223 162H225L224 161V159H223ZM222 162V163H223ZM240 162V161H239ZM247 162H249V160L247 161ZM246 162V163H247ZM255 162V161H254ZM259 162V161H258ZM257 162V163H258ZM9 163H10V161L9 160H7L5 157H3L2 155H0V164L2 165V168L4 169L5 167H7V165H9ZM131 163H132V161H131ZM145 163V162H144ZM152 163V162H151ZM189 163V162H188ZM221 163V165H223ZM226 164H227V162H225ZM235 163V162H234ZM237 163V162H236ZM236 163H235V165H236ZM251 163V162H250ZM139 164H141V162H139ZM150 164V163H149ZM157 164V163H156ZM155 164V165H156ZM192 164V163H191ZM243 164V163H242ZM260 164H261V162H260ZM11 165V164H10ZM102 165H104V164H102ZM123 165V164H122ZM133 165V164H132ZM142 165H144V164H142ZM148 165V164H147ZM229 165H232V164H229ZM229 165H228V167H229ZM239 165V164H238ZM244 165V164H243ZM255 165V164H254ZM11 166H13V165H11ZM11 166H9V168L11 167ZM86 166V165H85ZM92 166H93V163H92ZM112 166H114V165H112ZM150 166L151 167H155V166H152V164L151 165H149V167L148 168H150ZM163 166V165H162ZM174 166V165H173ZM202 166V165H201ZM219 166H220V164H219ZM224 166V165H223ZM234 166V165H233ZM237 166V165H236ZM245 166V165H244ZM29 167V166H28ZM130 167V166H129ZM141 167V166H140ZM158 167V166H157ZM168 167V166H167ZM195 167H199V166H195ZM240 167H242V166H240ZM92 168V167H91ZM97 168V167H96ZM115 168V167H114ZM123 168H124V165H123ZM122 168V169H123ZM130 168H132V167H130ZM129 168V170H131ZM170 168V167H169ZM190 168V167H189ZM230 168H231V166H230ZM234 168V167H233ZM244 168V167H243ZM246 168V167H245ZM248 168V167H247ZM247 168H246V171H247ZM252 168V167H251ZM250 168V169H251ZM3 169H1L0 168V187H1V189H2V193H4L5 192V188L7 187V180H6V177H5V175H3V173H4V170ZM22 169H24V168H22ZM21 169V170H22ZM100 169V168H99ZM108 169V168H107ZM133 169V168H132ZM140 169V168H139ZM142 169H144V168H142ZM166 169V168H165ZM165 169H163L164 171H165ZM44 170V169H43ZM62 170V169H61ZM94 170V169H93ZM129 170H128V172H129ZM152 170H153V168H152ZM157 170V169H156ZM163 170H162V172H163ZM181 170H183V169H181ZM187 170H188V168H187ZM187 170H186V174H188L187 173ZM253 170V169H252ZM254 170H256V169H254ZM253 170V171H254ZM84 171V170H83ZM109 171V170H108ZM111 171H113V170H111ZM142 171V170H141ZM145 171V170H144ZM184 171V170H183ZM188 171H190V170H188ZM258 171V173H259V170H257ZM14 172V171H13ZM85 172H86V170H85ZM94 172V171H93ZM97 172V171H96ZM110 172V171H109ZM114 172V171H113ZM135 172V171H134ZM153 172V171H152ZM161 172V171H160ZM191 172V171H190ZM207 172H210V171H207ZM251 172V171H250ZM256 172V171H255ZM16 173V172H15ZM123 173H124V171H123ZM165 173V172H164ZM173 173V172H172ZM257 172L255 173V174H258ZM118 174H120V173H118ZM139 174H141V173H139ZM139 174L137 175V176H139ZM153 174V173H152ZM155 174H157V173H155ZM177 174H178V172H177ZM211 174H213V175H215V173H211ZM251 174V173H250ZM250 174H248V175H250ZM253 175H254V173H252ZM22 175V174H21ZM73 175V174H72ZM105 175V174H104ZM128 175L130 176V177H132L131 176V173L129 174L128 173ZM135 175V174H134ZM149 175H150V173H149ZM159 175H161V173L159 174ZM164 175V174H163ZM180 175V174H179ZM178 175V177H180ZM190 175V174H189ZM203 175V174H202ZM207 175H209V174H207ZM212 175V176H213ZM217 175V174H216ZM247 175V176H248ZM253 175H251V178H252V176ZM92 176V175H91ZM95 176H96V173H95ZM106 176V175H105ZM111 176V175H110ZM124 176V174L122 175V177ZM136 176V175H135ZM153 176V175H152ZM152 176H150V177H152ZM156 176V175H155ZM168 177L167 178H169V175H167ZM205 176V175H204ZM220 176V175H219ZM31 177V176H30ZM51 177V176H50ZM56 177V176H55ZM120 177V176H119ZM125 177V176H124ZM130 177H128V178H130ZM177 177V178H178ZM194 177V176H193ZM202 177V176H201ZM200 177V178H201ZM250 177V176H249ZM255 177V176H254ZM258 177V176H257ZM260 177V176H259ZM34 178V177H33ZM92 177H90V179H91ZM126 178V177H125ZM134 178V177H133ZM156 178V177H155ZM195 178V177H194ZM199 178V179H200ZM208 178H210V177H208ZM222 178V177H221ZM260 178H262V177H260ZM19 179H21V176H20V178ZM25 179V178H24ZM32 179V178H31ZM85 179V178H84ZM111 179V178H110ZM121 178H119V180H120ZM127 179V178H126ZM139 179H140V177H139ZM152 179V178H151ZM161 179V178H160ZM170 179H171V176H170ZM203 179V178H202ZM224 179V178H223ZM226 179V178H225ZM255 179V178H254ZM28 180H30V179H28ZM33 180V179H32ZM156 180V179H155ZM169 180V179H168ZM195 180H196V178H195ZM261 180V179H260ZM259 180V181H260ZM263 180V179H262ZM34 181V180H33ZM42 181V180H41ZM48 181H49V179H48ZM47 181V182H48ZM63 181V180H62ZM65 181V180H64ZM96 181V180H95ZM102 181V180H101ZM121 181V180H120ZM122 181H124V180H122ZM128 181V180H127ZM133 181V180H132ZM136 181V180H135ZM143 181V180H142ZM149 181V180H148ZM159 181H161V180H159ZM170 181V180H169ZM177 181V180H176ZM198 181V180H197ZM222 181V180H221ZM258 181V180H257ZM258 181V182H259ZM264 181V180H263ZM38 182V181H37ZM44 182V181H43ZM50 182V181H49ZM93 182V181H92ZM164 181H162V183H163ZM174 182V181H173ZM178 182H180V181H178ZM177 182V183H178ZM224 182H225V180H224ZM227 182V181H226ZM229 182V181H228ZM227 182V183H228ZM232 182V181H231ZM52 183V182H51ZM111 183V182H110ZM118 183H120L119 181H118ZM121 183H123V182H121ZM136 183H137V181H136ZM142 183V182H141ZM153 183V182H152ZM159 183H161V182H159ZM172 183V182H171ZM176 183V182H175ZM176 183V184H177ZM197 183V182H196ZM199 183V182H198ZM230 183V182H229ZM228 183V184H229ZM264 183V182H263ZM16 184V183H15ZM14 184V185H15ZM19 184H21V183H19ZM40 184V183H39ZM90 184H92V183H90ZM131 184V183H130ZM132 184H133V182H132ZM174 184V183H173ZM181 184V183H180ZM182 184H183V182H182ZM181 184V185H182ZM202 184H207V183H202ZM201 184V185H202ZM219 184V183H218ZM221 184V183H220ZM223 184H225V183H222V185ZM227 184V185H228ZM262 184V183H261ZM41 185V184H40ZM58 185H59V183H58ZM82 185V184H81ZM119 185V184H118ZM123 185H124V183H123ZM128 185V184H127ZM151 185V180H150V184H149V186ZM153 185V184H152ZM159 185V184H158ZM178 185H179V183L177 184V187H178ZM215 185H217V184H215ZM260 185V184H259ZM264 185V184H263ZM18 186H20V185H17V187ZM116 186V185H115ZM140 186H142L141 184H140ZM140 186H139V188L138 189H140ZM144 186V185H143ZM155 186V185H154ZM154 186H152V187H154ZM162 186V185H161ZM172 186V185H171ZM176 185L174 184V186H172V187H175ZM183 186H185L184 184H183ZM194 186V185H193ZM210 186V185H209ZM209 186H208V188H209ZM224 186L225 185H223V188H224ZM23 187V186H22ZM54 187V186H53ZM99 187V186H98ZM106 187V186H105ZM132 187V186H131ZM171 187V188H172ZM176 187V188H177ZM190 187H192V186H190ZM216 187V186H215ZM215 187H213L214 188V190H215ZM220 187V190H221V186H219ZM261 187V186H260ZM27 188V187H26ZM30 188V187H29ZM59 188V187H58ZM117 188H118V186H117ZM142 188V187H141ZM147 188H149L148 186H147ZM151 188V187H150ZM165 188L166 189H168L167 188V186H165ZM169 188H170V186H169ZM175 188V189H176ZM179 188H181V189H183L181 186L179 187ZM194 188V187H193ZM200 188V187H199ZM225 188H226V186H225ZM84 189V188H83ZM124 188H122V191L125 193L126 191H124L123 190ZM126 189V188H125ZM156 189V188H155ZM158 189V188H157ZM161 189V188H160ZM178 189V188H177ZM176 189V190H177ZM191 190H192V188H190ZM241 189V188H240ZM239 189V190H240ZM23 190V189H22ZM24 190H25V188H24ZM26 190H28V189H26ZM54 190H56V189H54ZM87 190V189H86ZM86 190H84V191H86ZM127 190H128V187H127ZM150 190V189H149ZM152 190V189H151ZM172 190H174V188H172ZM172 190L170 189V191L172 192ZM179 190V189H178ZM198 190V189H197ZM201 189H199V191H200ZM219 190V189H218ZM223 190V189H222ZM226 190V189H225ZM224 190V191H225ZM239 190H237V191H239ZM242 190V189H241ZM240 190V191H241ZM81 192H82V189L80 190ZM117 191V190H116ZM153 191V190H152ZM159 191V190H158ZM157 191V192H158ZM168 191H169V189H168ZM175 191V190H174ZM182 191H184V190H182ZM181 191V192H182ZM216 191H217V189H216ZM227 191V190H226ZM234 192H236L235 190H233ZM263 191V190H262ZM128 192H129V190H128ZM135 192V191H134ZM140 192V191H139ZM156 192V193H157ZM160 193L162 192V190H160L159 191ZM180 192V191H179ZM188 192H189V190H188ZM195 192H196V189H195ZM201 192H203V191H201ZM213 192V191H212ZM215 192V191H214ZM221 192V191H220ZM230 192V191H229ZM259 192H260V189H259ZM118 193H121L122 194V192H118ZM131 193V192H130ZM147 193H148V191H147ZM147 193H145V194H147ZM149 193H151V191L149 192ZM148 193V194H149ZM153 193V192H152ZM164 193V192H163ZM161 194V196L162 195H164V197H166L165 196V194H167V193H164V194ZM170 193V192H169ZM187 193V192H186ZM211 193V192H210ZM219 193V192H218ZM237 193V192H236ZM262 193V192H261ZM79 194V193H78ZM121 194H119V195H121ZM148 194H147V196H148ZM159 194V193H158ZM158 194H152V195H155V197H156V195H158ZM178 194V193H177ZM176 194V195H177ZM183 193H181V195H182ZM215 194V193H214ZM221 194V193H220ZM219 194V195H220ZM263 194V193H262ZM171 195H173V194H171ZM170 195V196H171ZM176 195L174 196V197H176ZM179 195V194H178ZM177 195V196H178ZM202 195H205L204 193L202 194ZM239 195V194H238ZM159 196V195H158ZM185 196V195H184ZM222 196V195H221ZM232 196H234V195H232ZM149 197V196H148ZM153 197V196H152ZM174 197H172V198H174ZM179 197V196H178ZM235 197V196H234ZM161 198H163V196L161 197ZM166 198H168V197H166ZM201 198V197H200ZM174 200V199H173ZM237 200H238V198H237ZM247 200V199H246ZM129 201V200H128ZM142 202H143V200H141ZM146 201H147V198H146ZM172 201V200H171ZM175 201V200H174ZM26 202V201H25ZM158 202V201H157ZM173 202V201H172ZM187 202V201H186ZM68 203V202H67ZM86 203V202H85ZM126 203V202H125ZM128 203V202H127ZM144 203V202H143ZM140 204V206L141 205H145V203L144 204ZM147 204H148V202H146ZM153 203H155V202H153ZM181 203H182V205H183V202L181 201ZM231 203V202H230ZM70 204V203H69ZM89 204V203H88ZM139 204V203H138ZM3 205H4V200H3V196L1 195L0 196V226L1 227H3L4 226V214H3V211L1 210L2 209V207H3ZM85 205V204H84ZM128 205H130V203L128 204ZM185 205V204H184ZM24 206V205H23ZM120 206V208H122V204L121 205H119ZM134 206V205H133ZM234 206V205H233ZM237 206V205H236ZM124 207V206H123ZM128 207V206H127ZM138 207V206H137ZM147 207H148V205H147ZM152 207V206H151ZM189 207V206H188ZM89 208H91V207H89ZM136 208V207H135ZM140 208V207H139ZM141 208H143V207H141ZM145 208V207H144ZM203 208H205V207H203ZM10 209V208H9ZM124 209H125V207H124ZM132 209V208H131ZM136 209H138V208H136ZM206 209V208H205ZM121 210V209H120ZM119 210V211H120ZM128 210H130V208L128 209ZM185 210V209H184ZM183 210V211H184ZM229 210V209H228ZM115 211V210H114ZM197 211V210H196ZM209 211V210H208ZM214 210H212V212H213ZM220 211H222V210H220ZM225 211V210H224ZM191 212H192V210H191ZM200 212V211H199ZM204 212V211H203ZM211 212V213H212ZM215 212V211H214ZM230 212H232V211H230ZM241 212V211H240ZM168 213V212H167ZM182 213V212H181ZM187 213V212H186ZM189 213V212H188ZM197 213V212H196ZM228 213V212H227ZM233 213V212H232ZM231 213V215H233ZM84 214V213H83ZM173 214H174V212H173ZM191 214V213H190ZM199 214V213H198ZM202 213H200L199 215L200 216H202V217H200V218H203V216H205L206 214L204 213V215L202 214ZM218 213H216V215H217ZM223 214V213H222ZM242 214V213H241ZM133 215V214H132ZM148 215V214H147ZM185 215V214H184ZM194 215V217H196L197 216V214H196V216H195V214H193ZM192 215V216H193ZM208 215V214H207ZM213 215V214H212ZM228 215H230V214H228ZM119 216H121L120 214H119ZM165 216H166V214H165ZM164 216V217H165ZM168 216V215H167ZM191 216V217H192ZM240 216V215H239ZM263 215H261V217H262ZM81 217V216H80ZM135 217V216H134ZM163 217V218H164ZM180 217V216H179ZM185 217H187V216H185ZM211 216H209L208 218L209 219H213V217L214 216H212L211 218H210ZM225 216H223V218H224ZM228 217H230V216H228ZM233 217V216H232ZM66 218V217H65ZM121 218V217H120ZM125 218V217H124ZM132 218V217H131ZM145 218V217H144ZM146 218H147V216H146ZM145 218V219H146ZM150 219H152L151 218V216L149 217ZM149 218H147V220H149ZM160 218H162V217H160ZM159 218V219H160ZM166 218V217H165ZM168 218H170V217H168ZM168 218H166L167 220H168ZM178 218V217H177ZM205 218H207V217H205ZM217 217H215V219H216ZM259 218H260V216H259ZM138 219H140V218H138ZM154 219V218H153ZM182 219V218H181ZM192 219V218H191ZM211 219V220H212ZM218 219V218H217ZM225 219H226V217H225ZM232 219V218H231ZM109 220V219H108ZM155 220H158V219H155ZM160 220H164V219H160ZM167 220H165V221H167ZM188 220L189 219H187V220H185V221H187L188 222ZM193 220V219H192ZM196 220H197V218H196ZM203 220V219H202ZM250 220V219H249ZM262 220V219H261ZM264 220V219H263ZM262 220V221H263ZM59 221V220H58ZM126 221H129L128 219L126 220ZM164 221V222H165ZM181 221V220H180ZM179 221V222H180ZM191 221V220H190ZM195 221V220H194ZM193 221V223H195ZM198 222H199V220H197ZM201 221V220H200ZM208 221V220H207ZM214 221V220H213ZM139 222V221H138ZM161 222H163V221H161ZM183 221H181V223H182ZM192 222V221H191ZM226 222H227V220H226ZM228 222H230V221H228ZM31 223H32V225L34 226V228L36 227V226H39V225H41V222H40V220H39V218L38 217H36L35 215H34V213H32V221H31ZM119 223V222H118ZM129 223V222H128ZM144 223V222H143ZM148 223V222H147ZM171 223V222H170ZM170 223H169V225L168 226H170ZM193 223L191 224V225H193ZM208 223V222H207ZM206 223V224H207ZM222 223V222H221ZM242 223V222H241ZM69 224V223H68ZM124 224V223H123ZM161 224V223H160ZM174 224V223H173ZM187 225H190L189 223H186ZM205 224V223H204ZM211 224V223H210ZM224 224V223H223ZM258 224H260V223H257V225ZM264 224V223H263ZM59 225V224H58ZM70 225V224H69ZM75 225H76V223H75ZM97 225V224H96ZM126 225H128V224H126ZM182 225H183V223H182ZM182 225L180 224V226L182 227ZM195 225V224H194ZM197 225H198V223H197ZM202 225H203V223H202ZM215 225V224H214ZM213 225V226H214ZM68 226V225H67ZM73 226V225H72ZM77 226H78V223H77ZM138 226V225H137ZM159 226V225H158ZM205 226V225H204ZM221 226V225H220ZM243 226V225H242ZM241 226V227H242ZM259 226V225H258ZM257 226V227H258ZM260 226H262V225H260ZM166 227V226H165ZM179 227V226H178ZM203 227V226H202ZM251 227V226H250ZM249 227V228H250ZM70 228V227H69ZM80 228V227H79ZM142 227H140L139 228V231L138 232H136V233H139L140 231H142V230H140ZM144 228V227H143ZM159 228V227H158ZM172 228V227H171ZM199 228V227H198ZM205 228V227H204ZM209 228H210V226H209ZM212 228V227H211ZM214 229L216 228V226H214L213 227ZM229 228V227H228ZM249 228H248V230L247 231H249V233H251L250 231L251 230H249ZM123 229H126L125 227L123 228ZM150 229V228H149ZM163 229H164V227H163ZM162 229V230H163ZM168 229H170V228H168ZM168 229H166V231L168 230ZM173 229H174V227H173ZM172 229V230H173ZM194 229V228H193ZM220 229V228H219ZM243 229V228H242ZM262 229V228H261ZM263 229H264V227H263ZM48 230V229H47ZM46 230V231H47ZM145 230V229H144ZM143 230V231H144ZM161 230V231H162ZM172 230L170 231L169 230V233L170 232H172ZM183 230V229H182ZM201 230H202V228H201ZM206 230V229H205ZM212 230V229H211ZM218 230V227L216 228V231ZM226 230V229H225ZM229 229H227L226 231H228ZM244 230V229H243ZM256 230V229H255ZM45 231V232H46ZM86 231V230H85ZM127 230H124V232H126ZM129 231V230H128ZM127 231V232H128ZM142 231V233H144ZM175 231V230H174ZM178 231H180V230H178ZM184 231H186V232H184V233H181V232H183V231H181L180 233L181 234H183L182 235V238H183V240L184 239H188L189 238V233H188V231L186 230V229H184ZM197 231V230H196ZM198 231H200V230H198ZM222 231H224V230H222ZM5 231H3V230H0V241L2 242V243H4V240H5V238H6V234L4 233ZM44 232V233H45ZM57 232V231H56ZM88 232V231H87ZM121 232H123L122 230H120V233ZM126 232V233H127ZM132 232H134V231H132ZM153 232H155V231H153ZM177 232V231H176ZM175 232V233H176ZM202 232V231H201ZM212 232H214V230L212 231ZM91 233H92V231H91ZM166 234L165 235H167V233H168V231L167 232H165ZM242 233V232H241ZM252 233H253V231H252ZM262 233V232H261ZM90 234V233H89ZM133 234V233H132ZM141 234V233H140ZM178 234H179V232H178ZM193 234V233H192ZM212 234V233H211ZM45 235V234H44ZM134 235V234H133ZM173 235V234H172ZM196 235H198V234H196ZM208 235V234H207ZM214 235V234H213ZM225 235H227V234H225ZM246 236H247V232H246V234H245ZM244 235V236H245ZM255 235H257V233L255 232ZM262 235H264V234H262ZM176 236V235H175ZM179 236V235H178ZM192 236V235H191ZM191 236H190V238H191ZM202 236V235H201ZM209 236V235H208ZM211 236V235H210ZM223 236V235H222ZM107 236H105V238H106ZM117 237H119V236H117ZM152 237V236H151ZM164 237V236H163ZM167 238L169 237H171V236H166ZM205 237V236H204ZM203 237V238H204ZM207 237V236H206ZM205 237V238H206ZM256 237V236H255ZM261 237V236H260ZM46 238H48V237H46ZM100 238H101V236H100ZM139 238V237H138ZM179 238V237H178ZM182 238H181V240H182ZM199 238V237H198ZM200 238H202V237H200ZM209 238V237H208ZM224 238V237H223ZM225 238H226V236H225ZM240 238V237H239ZM247 238V237H246ZM251 238V237H250ZM263 238H264V236H263ZM82 239V238H81ZM111 239H112V237H111ZM165 239V238H164ZM228 239V238H227ZM226 239V240H227ZM252 239V238H251ZM255 240L257 239V238H254ZM49 240V239H48ZM110 240V239H109ZM153 240H155V238L153 239ZM166 240V239H165ZM164 240V241H165ZM173 240H174V238H173ZM179 240V239H178ZM189 240H191V239H189ZM212 240V239H211ZM225 240V241H226ZM239 240V239H238ZM242 240V239H241ZM247 240H249V239H247ZM85 241V240H84ZM159 241V240H158ZM160 241H161V239H160ZM180 241V240H179ZM188 241V240H187ZM212 241H214V240H212ZM212 241H211V244H210V241H209V243L208 244H210L209 246L211 247V245H214L215 244V246H217L216 245V243L214 242V244H212ZM116 242V241H115ZM153 242V241H152ZM170 242H173V241H170ZM169 242V243H170ZM191 242H193V239H192V241ZM207 242V241H206ZM218 242H220V241H218ZM218 242H217V244H218ZM238 242H241L240 240L238 241ZM237 242V243H238ZM243 242V241H242ZM248 242H250V241H248ZM255 242V241H254ZM257 242H260V241H257ZM256 242V243H257ZM264 242V241H263ZM199 243V242H198ZM221 243H222V241H221ZM245 243V242H244ZM243 243V244H244ZM255 243V244H256ZM139 244V243H138ZM171 244V243H170ZM169 244V245H170ZM174 244H175V242H174ZM178 244V243H177ZM183 244V243H182ZM185 245H187L189 248H190V246L192 245V243H189V244H191L190 246L188 245V244H186V243H184ZM183 244V245H184ZM193 244H195V243H193ZM199 244H201V243H199ZM198 244V245H199ZM203 244H205V243H203ZM223 245H225L224 243H222ZM239 244H242V243H239ZM246 244V243H245ZM253 244V243H252ZM260 244V243H259ZM2 245V244H1ZM151 245V244H150ZM172 246H175V245H173V243L171 244ZM184 245V246H185ZM237 245V244H236ZM254 245V244H253ZM166 246H168V245H166ZM179 246H181V245H179L178 244V248H180V250H179V252L182 250V247L183 246H181V247H179ZM186 246V247H187ZM206 246V245H205ZM221 246L222 245H220V247L219 248H221ZM242 246V245H241ZM258 246H260L261 247V245H257L256 247H258ZM65 247V246H64ZM79 247V246H78ZM141 247V246H140ZM169 247V246H168ZM195 247V246H194ZM199 247H200V245H199ZM202 247V246H201ZM200 247V248H201ZM223 247V246H222ZM243 247V246H242ZM241 247V248H242ZM253 247V246H252ZM251 246H250V248H252ZM71 248V247H70ZM131 248V247H130ZM149 248V247H148ZM161 248H162V246H161ZM184 248V247H183ZM188 248V249H189ZM193 248V247H192ZM203 248V247H202ZM206 248V247H205ZM214 247H212V249H213ZM216 248V247H215ZM217 248H218V246H217ZM237 248V247H236ZM72 249V248H71ZM80 249V248H79ZM82 249V248H81ZM132 249H133V247H132ZM144 249V248H143ZM160 249V248H159ZM163 249V248H162ZM168 249H170V248H168ZM174 249H176V246H175V248ZM186 249V248H185ZM195 249V248H194ZM197 249H198V247H197ZM197 249H195L196 251H201V249L200 250H197ZM204 249V248H203ZM224 249V248H223ZM244 249L245 250H248V249H246V247L244 246ZM243 249V250H244ZM264 249V248H263ZM10 250V249H9ZM137 250V249H136ZM139 250H140V248H139ZM210 250V249H209ZM239 250V249H238ZM241 250V249H240ZM258 250V249H257ZM256 250V251H257ZM89 251V250H88ZM146 251H149V250H147L146 249ZM153 251V250H152ZM163 252H164V250H162ZM162 251H160V252H162ZM168 251H171V249L170 250H168ZM188 251H190V250H188ZM203 251V250H202ZM205 251V250H204ZM208 251V246H207V250H206V252ZM218 251H220V250H218ZM217 251V252H218ZM252 251V250H251ZM255 251V250H254ZM259 251V250H258ZM264 251V250H263ZM263 251H261L260 253H262ZM112 252V251H111ZM144 252V251H143ZM162 252V253H163ZM173 252V251H172ZM177 252V251H176ZM178 252V253H179ZM212 252V250H210V253ZM213 252H214V250H213ZM216 252V253H217ZM236 252V251H235ZM5 253V252H4ZM94 253V252H93ZM154 253V252H153ZM158 253H159V251H158ZM165 253V252H164ZM183 253V252H182ZM189 252H187L186 254H188ZM190 253H192V251L190 252ZM208 253H209V251H208ZM207 253V254H208ZM209 253V254H210ZM219 253H222V251L221 252H219ZM219 253H217V254H219ZM223 253H225L224 251H223ZM222 253V254H223ZM238 253V252H237ZM244 253V252H243ZM250 253V252H249ZM248 252L247 253H245V254H249ZM259 253V252H258ZM69 254V253H68ZM133 254H134V252H133ZM147 254H149V252L147 253ZM160 254V253H159ZM184 254V253H183ZM206 254V255H207ZM221 254V255H222ZM255 254V253H254ZM253 254V255H254ZM60 255V254H59ZM141 255H142V253H141ZM145 255H146V253H145ZM182 255V254H181ZM192 255V254H191ZM191 255H190V257H191ZM205 255V254H204ZM203 254L202 255H197V256H201L202 257V259L204 258L203 256H204ZM211 255H212V253H211ZM220 255V254H219ZM223 255H225V254H223ZM237 255V254H236ZM255 255H257L258 256V254H255ZM93 256V255H92ZM133 256V255H132ZM131 256V257H132ZM153 256H154V254H153ZM208 256V255H207ZM216 256V255H215ZM249 256H250V254H249ZM261 256H263V258L261 257ZM113 257V256H112ZM117 257V256H116ZM139 257H141V256H139ZM146 257V256H145ZM150 257H151V254H150ZM182 257V256H181ZM201 257L200 258H198V257H196V254H195V258H198V259H200L201 260ZM239 257V256H238ZM244 257V256H243ZM242 257V258H243ZM251 257V256H250ZM80 258V257H79ZM121 258V257H120ZM147 258V260H149V258H148V256L146 257ZM179 258V257H178ZM184 258V257H183ZM192 258H194V254H193V257ZM217 258V257H216ZM218 258H220V257H218ZM223 258H224V256H223ZM240 258V257H239ZM245 258V257H244ZM258 258H262V260L264 259V254L263 255H260V257H258ZM124 259V258H123ZM142 259L143 260H145L144 259V257L142 256ZM186 259V258H185ZM191 259V258H190ZM249 259V258H248ZM257 259V258H256ZM115 260H117V258L115 259ZM135 260H137V257H136V259ZM139 260V259H138ZM142 260V261H143ZM151 260V259H150ZM171 260V259H170ZM239 260V259H238ZM254 260H255V258H254ZM80 261V260H79ZM104 261V260H103ZM199 261V260H198ZM213 261V260H212ZM245 261V260H244ZM261 261V260H260ZM260 261H259V263H260ZM97 262V261H96ZM115 262V261H114ZM136 262V261H135ZM145 262V261H144ZM213 262H215V261H213ZM217 262H219V261H217ZM216 262V263H217ZM221 262V261H220ZM239 261H237V263H238ZM246 262V261H245ZM255 262H257V261H255ZM264 262V261H263ZM138 264H139V262H137ZM148 263H150V262H148ZM196 263V262H195ZM198 263V262H197ZM196 263V264H197ZM212 263V262H211ZM210 263V261H209V263L207 262V264H211ZM241 263V262H240ZM240 263H238V264H240ZM246 263H248V262H246ZM245 263V264H246ZM80 264H82V263H80ZM85 264V263H84ZM115 264H116V262H115ZM119 264V263H118ZM145 264V263H144ZM205 264V263H204ZM215 264V263H214ZM223 264V263H222ZM233 264V263H232ZM242 264V263H241ZM244 264V263H243ZM252 264V263H251ZM253 264H255L254 262H253ZM260 264H263V263H260Z\"/></svg>","mask_w":264,"mask_h":264}]
</instances>
